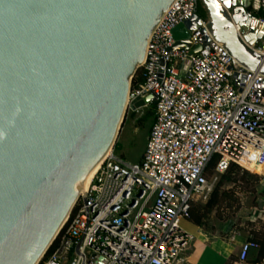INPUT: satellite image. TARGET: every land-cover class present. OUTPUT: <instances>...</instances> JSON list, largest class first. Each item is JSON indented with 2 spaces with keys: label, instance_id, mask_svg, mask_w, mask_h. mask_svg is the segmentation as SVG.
<instances>
[{
  "label": "water",
  "instance_id": "95a60500",
  "mask_svg": "<svg viewBox=\"0 0 264 264\" xmlns=\"http://www.w3.org/2000/svg\"><path fill=\"white\" fill-rule=\"evenodd\" d=\"M174 1L0 0V264H38L51 247L82 183L115 145L132 78ZM199 4L211 35L264 75L255 48L264 20L249 1ZM198 8L173 28L171 49L191 46Z\"/></svg>",
  "mask_w": 264,
  "mask_h": 264
},
{
  "label": "built area",
  "instance_id": "2783aa9c",
  "mask_svg": "<svg viewBox=\"0 0 264 264\" xmlns=\"http://www.w3.org/2000/svg\"><path fill=\"white\" fill-rule=\"evenodd\" d=\"M199 3L173 2L132 78L127 111L153 106L154 113L140 163L123 161L112 148L38 264H178L192 240L181 220L190 218L193 202L208 201L217 183L207 177L213 157L220 175L233 163L264 175V75L211 35L207 15L190 30L188 49H171L173 28ZM249 10L264 20V0H249ZM196 45L202 50L192 53ZM146 97L147 104L132 108ZM258 247L244 242L239 262Z\"/></svg>",
  "mask_w": 264,
  "mask_h": 264
},
{
  "label": "rangeland",
  "instance_id": "374dc122",
  "mask_svg": "<svg viewBox=\"0 0 264 264\" xmlns=\"http://www.w3.org/2000/svg\"><path fill=\"white\" fill-rule=\"evenodd\" d=\"M259 16H264L261 12ZM264 19V17H263ZM153 106L137 111H127L122 123L119 135L113 146L117 157L123 161L136 164L140 163L142 155L145 151L147 138L154 122ZM147 112L151 115L144 116ZM144 118V122L140 123L139 119ZM258 170V168H257ZM263 168L259 170L262 172ZM255 178H243L241 171L236 175L237 181L226 182L222 191L227 192L224 201L218 210L210 213L205 220L207 229L214 231L218 236H228L231 238L233 232H236L239 240H253L264 232V175L255 174ZM207 177L216 182L221 179V175L213 171ZM215 183V184H217ZM180 226L187 232L191 233L193 238L199 235L198 225L191 219L184 218L181 220ZM233 259L225 257L224 264H240L235 263L236 254ZM186 257V252L185 255ZM186 263H188L186 261ZM247 264V263H243Z\"/></svg>",
  "mask_w": 264,
  "mask_h": 264
},
{
  "label": "crops",
  "instance_id": "0c3cea01",
  "mask_svg": "<svg viewBox=\"0 0 264 264\" xmlns=\"http://www.w3.org/2000/svg\"><path fill=\"white\" fill-rule=\"evenodd\" d=\"M257 47L264 48V39L257 44ZM198 227L199 235L197 238H193L192 236L189 248L186 251V257L184 256L185 253L182 255V259H185V262L181 264H224L225 257H229L230 259L232 254H236L238 257L241 245L248 241L247 239L243 240V242L240 241L238 235L234 240L228 236H218L214 231L207 229L205 225ZM256 255L257 251H252L249 254L248 260L244 263L264 264V259L261 262H254Z\"/></svg>",
  "mask_w": 264,
  "mask_h": 264
},
{
  "label": "trees",
  "instance_id": "16d2710c",
  "mask_svg": "<svg viewBox=\"0 0 264 264\" xmlns=\"http://www.w3.org/2000/svg\"><path fill=\"white\" fill-rule=\"evenodd\" d=\"M206 13L203 12L202 16H205ZM262 18L264 16H261ZM139 71H136L133 80L135 82V77L139 76ZM138 80H142L141 78L137 79ZM151 112H147L144 116H148L151 115ZM144 118L142 117L139 119L140 123L144 122ZM216 166V157H213V159L211 160V162L208 164L207 166V173H212L215 169ZM243 172V178H255L258 179V176L255 175L254 173H251L243 168H241L239 165L233 163L230 165V167L228 168V170H226L222 175H221V179L218 181V183L216 184V186L214 187L209 199L207 202L205 203H196L193 202L191 204V209H190V218L192 221H194L198 226H203L205 225V220L206 217L212 213L214 210H218L219 207L221 206L222 202L224 201V196H227V192L226 191H222V187L226 182H233L235 183L238 179L236 177V175H238V173ZM251 241H255L259 244L258 248H250L247 258L244 262H246L248 260L249 254L252 251H257V255L256 258L254 260V262H261L264 259V232L262 233V235L260 234L256 239H253ZM234 255L230 256V259H233ZM229 259V260H230ZM236 263H239V256L237 257L236 260H234ZM243 262V263H244Z\"/></svg>",
  "mask_w": 264,
  "mask_h": 264
},
{
  "label": "bare ground",
  "instance_id": "6f19581e",
  "mask_svg": "<svg viewBox=\"0 0 264 264\" xmlns=\"http://www.w3.org/2000/svg\"><path fill=\"white\" fill-rule=\"evenodd\" d=\"M239 2L242 3H247V0H238ZM112 148L108 151V153L105 155V157L111 153ZM105 157L102 159V161L95 167V169L91 172V174L85 179V181L82 183L81 188H80V194L85 192L89 183L91 182V179L93 178L94 174L96 173L97 169L100 167L101 163L103 162V160L105 159ZM262 169V167L258 168V171ZM186 251L181 253V259L177 262L178 264H181L182 262H185V259H182V255L185 253Z\"/></svg>",
  "mask_w": 264,
  "mask_h": 264
},
{
  "label": "flooded vegetation",
  "instance_id": "af4514ba",
  "mask_svg": "<svg viewBox=\"0 0 264 264\" xmlns=\"http://www.w3.org/2000/svg\"><path fill=\"white\" fill-rule=\"evenodd\" d=\"M198 11H199V13H200L201 15L203 14V12H205V10H204V8H203V6H202L201 4H199Z\"/></svg>",
  "mask_w": 264,
  "mask_h": 264
}]
</instances>
